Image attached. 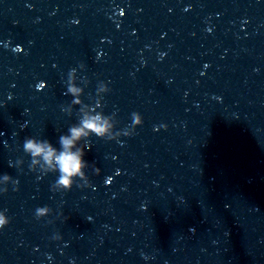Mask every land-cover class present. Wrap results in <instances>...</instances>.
Instances as JSON below:
<instances>
[{"label":"clouds","instance_id":"1","mask_svg":"<svg viewBox=\"0 0 264 264\" xmlns=\"http://www.w3.org/2000/svg\"><path fill=\"white\" fill-rule=\"evenodd\" d=\"M141 116V115H140ZM142 118V116H141ZM98 119V118H97ZM143 124V119L139 126ZM138 126V127H139ZM166 129V127H163ZM87 129L90 132H95L97 135L102 134L105 129L93 120H85L83 122V127H73L70 129L71 138L67 136L59 137L60 143L62 145V151L59 155H55V150L50 145L36 144L33 143L29 138L27 143H23L33 155H39L43 153L44 159L50 161L53 156H55L56 163L59 166V175L55 181H59L65 185L64 191H70L73 186L79 187L78 182L73 183L72 178L77 175L78 170L88 164L87 160L82 161V156L86 155V152H72L69 149L74 145V141L78 140L82 136L88 135ZM10 223L9 218L0 219V230L4 229Z\"/></svg>","mask_w":264,"mask_h":264}]
</instances>
